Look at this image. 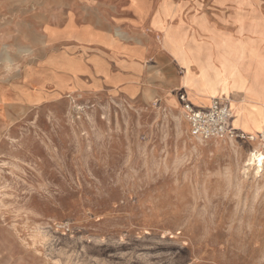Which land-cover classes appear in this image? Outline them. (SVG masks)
Wrapping results in <instances>:
<instances>
[{
  "label": "rangeland",
  "instance_id": "374dc122",
  "mask_svg": "<svg viewBox=\"0 0 264 264\" xmlns=\"http://www.w3.org/2000/svg\"><path fill=\"white\" fill-rule=\"evenodd\" d=\"M236 1L258 19L240 18L238 39L211 33L219 66L198 65V85L234 89L233 124L257 136L264 0ZM68 6L0 0V264H264V170L244 166L258 141L194 138L182 107L149 90L129 99L91 74L52 84L46 62L82 71L48 58L45 26Z\"/></svg>",
  "mask_w": 264,
  "mask_h": 264
},
{
  "label": "crops",
  "instance_id": "0c3cea01",
  "mask_svg": "<svg viewBox=\"0 0 264 264\" xmlns=\"http://www.w3.org/2000/svg\"><path fill=\"white\" fill-rule=\"evenodd\" d=\"M68 5L45 26L47 42L53 49L48 58L66 59L82 71L74 74L46 62L52 84L60 80L67 86L71 79L91 74L103 84L114 85V91L129 99L149 90L166 104H179L182 109L180 94L195 108H207L213 97L239 99L232 88L229 96L221 91L216 96L200 91L198 65L213 57L211 67L219 66L213 55L217 50L212 34L238 39L240 18L258 19L246 2L68 0ZM168 27V36L180 39L181 53H174L168 41L163 43ZM183 54L188 55L187 60ZM233 120L234 111L230 126L238 129Z\"/></svg>",
  "mask_w": 264,
  "mask_h": 264
},
{
  "label": "built area",
  "instance_id": "2783aa9c",
  "mask_svg": "<svg viewBox=\"0 0 264 264\" xmlns=\"http://www.w3.org/2000/svg\"><path fill=\"white\" fill-rule=\"evenodd\" d=\"M179 98L183 102L184 119L192 137L200 140L235 138L258 141V154H264V131L254 136L230 126L233 109L229 99L213 97L207 108H195L187 102L184 94H180Z\"/></svg>",
  "mask_w": 264,
  "mask_h": 264
},
{
  "label": "bare ground",
  "instance_id": "6f19581e",
  "mask_svg": "<svg viewBox=\"0 0 264 264\" xmlns=\"http://www.w3.org/2000/svg\"><path fill=\"white\" fill-rule=\"evenodd\" d=\"M232 107V106H231ZM233 109V108H232ZM255 148V146H254ZM248 161L244 162V166L254 165V172L256 176H260L261 172L264 170V157L258 154V149H252L249 153ZM246 169V168H245Z\"/></svg>",
  "mask_w": 264,
  "mask_h": 264
}]
</instances>
